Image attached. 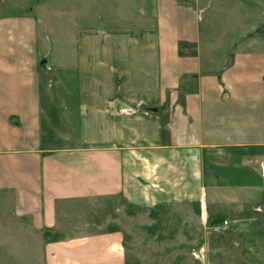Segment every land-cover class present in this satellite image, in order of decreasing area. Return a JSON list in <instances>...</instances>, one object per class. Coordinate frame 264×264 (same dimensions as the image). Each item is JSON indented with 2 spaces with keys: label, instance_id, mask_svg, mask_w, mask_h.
Wrapping results in <instances>:
<instances>
[{
  "label": "crops",
  "instance_id": "obj_1",
  "mask_svg": "<svg viewBox=\"0 0 264 264\" xmlns=\"http://www.w3.org/2000/svg\"><path fill=\"white\" fill-rule=\"evenodd\" d=\"M14 13L0 5V264L28 247L36 264H127L120 223L156 210L188 224L156 237L195 239L205 264L216 248L264 264V0Z\"/></svg>",
  "mask_w": 264,
  "mask_h": 264
},
{
  "label": "rangeland",
  "instance_id": "obj_2",
  "mask_svg": "<svg viewBox=\"0 0 264 264\" xmlns=\"http://www.w3.org/2000/svg\"><path fill=\"white\" fill-rule=\"evenodd\" d=\"M39 0H0V5L10 7L16 12L14 14H31L36 7ZM141 211L134 210V213ZM136 214V215H137ZM149 219L144 221L142 217H136L138 220L135 223H120L123 227L126 238L125 243L128 249V263L127 264H205L207 259L198 258L193 254V249L196 246L193 244L195 239H181V246L175 248L174 239L156 237L158 231L161 230H173L176 228L181 229L184 225V229L188 227L185 223L182 225L180 222L166 221V217L169 216V211L159 212L146 215ZM184 218L185 215H182ZM141 218V219H140ZM140 219V220H139ZM160 219V220H158ZM162 219V220H161ZM135 233H139V237L134 236ZM220 237H224L223 233ZM213 238H217L214 236ZM216 245V244H215ZM213 244V246H215ZM35 247V246H34ZM216 252H213V257L210 259L215 264H223L224 254L222 250L216 248ZM22 264H36L37 254L32 251L31 248H27L26 252L22 255ZM238 254L235 255V260H238ZM19 264V260L17 261ZM39 264H43L41 254L39 258Z\"/></svg>",
  "mask_w": 264,
  "mask_h": 264
},
{
  "label": "built area",
  "instance_id": "obj_3",
  "mask_svg": "<svg viewBox=\"0 0 264 264\" xmlns=\"http://www.w3.org/2000/svg\"><path fill=\"white\" fill-rule=\"evenodd\" d=\"M230 227V224L228 221H223L221 223L214 224L209 227V230L213 233H224L227 231Z\"/></svg>",
  "mask_w": 264,
  "mask_h": 264
}]
</instances>
